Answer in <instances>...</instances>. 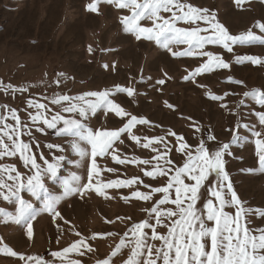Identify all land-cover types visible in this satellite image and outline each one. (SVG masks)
<instances>
[{"label":"rangeland","instance_id":"obj_1","mask_svg":"<svg viewBox=\"0 0 264 264\" xmlns=\"http://www.w3.org/2000/svg\"><path fill=\"white\" fill-rule=\"evenodd\" d=\"M92 2L93 0H0V81L5 85L12 84L14 87L27 89L26 92L16 93L10 89H0V105L8 106V109L0 107V115L15 108L21 120L25 121L27 112L34 111L27 109L29 99L48 104L54 112L59 109V106L50 103L54 94L79 95L86 91L131 87L135 90L134 96L117 93L112 98L126 112L138 119H147L149 123L137 124L132 129L131 135L140 137L139 144L128 133H124L121 135L123 143L117 141L114 147L121 159L131 161L135 158L138 161L149 160L151 163L119 164L110 155L98 158L102 169H115L113 172L102 171L98 179L107 182L139 177L152 187L164 186L168 178L153 179L144 175L146 171L153 170L156 163L153 157L157 155L152 147H142L147 142L145 137L164 136L172 147L169 158L173 160L174 166L179 167L185 158L176 151L179 145L175 137L168 135L169 132L182 135L193 147L209 134L215 135L218 142H229L232 132L227 130L233 128L238 119L229 109L238 113L240 122L250 126L249 129H240L249 140L254 139L250 131L252 127L264 131V126L259 125L255 114L264 111V108L256 104L254 98L243 96V93L254 89L264 90V65L250 61L237 63L236 59L243 55L264 59V44L235 45L231 53L221 46L208 45L205 50L222 55L231 68L202 73L193 82L185 79V76L200 67L207 57H172L154 42L138 41L124 30L121 22L123 16L131 15L129 9H118L114 4L101 2L98 5L99 12L96 13L87 10V5ZM185 2L215 12L217 19L233 35H240L248 30L264 35L254 27L257 22L264 23V0H245L242 5H237L235 0ZM146 26H151L150 22ZM177 26L190 27L183 22H179ZM201 26L204 25L201 23ZM89 46L92 48L91 52ZM185 47L187 46L179 45L174 50ZM105 64L108 65L107 68L104 67ZM60 73L64 75L60 76ZM229 77L244 83H230ZM157 79H165V84L157 85ZM56 80H60L59 85L55 83ZM225 93L239 95H227L224 101L210 98L211 95L223 96ZM45 96L49 99H44ZM241 99L244 100V105L237 107ZM222 103H227L228 108L221 107ZM51 114L52 112L49 116ZM130 118L131 116L121 118L115 113L105 114L100 111L92 117L91 123L96 128L116 130L123 127ZM194 125L199 126L201 131L196 132ZM33 131L41 145L40 149L34 147L33 151H43L50 162H54L51 159L53 155L65 156L59 177L63 178L70 171H77L86 181L88 162L85 161L79 169L75 168L73 160L77 157L65 143V138L57 137L52 129H47L45 133L36 132L35 129ZM48 143L62 144L65 150H48L43 147ZM153 147L162 146L154 144ZM254 151V144L249 142L232 144V155L226 157V169L238 195L247 202L246 206L264 209V173L257 167L258 159ZM18 160L19 157L5 158L0 163H17ZM17 167L20 168L21 164L17 163ZM250 167L256 171L252 174L241 171ZM47 184L50 189L58 192L60 179L49 180ZM135 190L151 191L143 185H133L131 188L107 189L108 198L95 192L86 194L84 198L79 195L68 197L58 205L63 219L41 212L33 222L31 236L23 225L5 223L0 218V264H26L25 260L19 258L21 254L25 257L39 256L48 261V264H69L76 260L80 264H97L98 261L109 258L113 264H124L130 248L123 249L115 257H112V252L124 232L133 223L144 220L147 217L145 209L151 208L163 196L162 193H155L151 201H141L131 196ZM25 198L30 197L25 194ZM35 203L38 208L42 207L40 202ZM3 206H6V202L0 200V207ZM164 207L175 208L174 205ZM8 208L10 211L14 210L11 206ZM127 217H131V220L125 219ZM253 226L264 227V217L255 219ZM158 230L167 231L163 228ZM146 231L150 234V230ZM106 233L116 235H100ZM81 239L92 246V252L81 247L63 258L51 255L53 252H62ZM156 243L159 244V241ZM5 244L18 255L5 253ZM81 252L84 255H80Z\"/></svg>","mask_w":264,"mask_h":264},{"label":"snow or ice","instance_id":"obj_2","mask_svg":"<svg viewBox=\"0 0 264 264\" xmlns=\"http://www.w3.org/2000/svg\"><path fill=\"white\" fill-rule=\"evenodd\" d=\"M101 2L131 11V15L123 16L121 22L124 30L132 34L136 40L154 42L172 57H207L200 67L185 76V79L193 82L202 73L231 68L230 63L222 55L211 50L206 51L208 45L221 46L231 53L235 45L264 44V35H257L251 30L233 35L217 19L215 12L208 8L193 6L185 0H93L87 5V10L98 13V5ZM244 2L245 0H235L237 5ZM141 21L146 23L142 24ZM147 22H150L151 26H146ZM179 22L190 27H178ZM254 27L264 33V23L257 22ZM179 45L187 47L174 50ZM91 51L92 48L89 46V52ZM236 59L237 63L250 61L253 64L264 65V59L258 56L243 55ZM104 67L107 68L108 65L105 64ZM228 82L241 85L244 83L231 77L228 78ZM55 83L59 85L60 80H56ZM156 84H165V79H157ZM0 89L5 91L10 89L13 93L27 91L23 87L5 85L2 81ZM117 93L134 96L135 90L131 87H116L102 91H86L79 95L54 94L50 98V103L59 106L54 112L48 104L29 99L27 109L34 111L27 112V120L22 121L15 108L0 115V161L19 157L17 163L21 164L18 168L17 163H0V200L6 202V206L0 207V218L3 222L23 225L27 234L31 236L33 222L41 212L63 219L58 205L68 197L79 195L84 198L86 194L95 192L108 198L107 189L143 185L151 191L135 190L131 193L133 198L151 201L155 193H162L163 196L156 200L151 208L145 209L147 217L144 220L133 223L124 232L112 252V257L120 254L123 249L130 248V254L124 264H264V227L253 226L255 219L264 217V209L246 206L247 202L238 195L226 169V157L232 155L231 145L243 141L254 144V154L258 159L257 167L264 173V131L252 127L250 131L254 139L249 140L240 129H249L250 126L240 122L238 113L229 109L232 114L238 116L236 125L227 130L232 132L229 142H218L215 135L209 134L193 147L182 135L168 133L176 138L179 145L176 151L185 158L182 166H174L173 160L169 158L172 147L164 136L145 137L147 142L142 147H152L157 155L153 157L156 161L153 170L146 171L144 175L153 179L167 177L164 186L152 187L139 177L104 182L98 179L101 172L105 170L113 172L115 169H102L98 164V158L110 155L119 164L151 163L149 160L138 161L135 158L131 161L121 159L116 154L117 149L114 145L117 141L123 143L122 134L128 133L131 139L139 144L140 137L131 135L132 129L137 124L149 123L147 119H138L137 116L126 112L119 103H116L112 97ZM227 95L239 94L225 93L223 96L211 95L210 98L214 101H224ZM243 96L254 98L256 104L264 108V90L254 89L243 93ZM44 99L49 98L45 96ZM242 105L243 99L239 101L237 107ZM0 107L8 109L7 105ZM221 107L227 109L228 104L222 103ZM100 111L105 114L112 112L121 118L125 116L131 118L123 127L116 130L96 128L91 120ZM50 112L52 114L49 116ZM64 113L69 115L66 116ZM255 114L259 125L264 126V111ZM34 129L40 133L52 129L57 137L65 138V143L77 157L73 160L75 168L79 169L85 161L88 162L86 181L77 171H70L67 176L59 177L58 173L63 167L65 156L53 155L51 159L54 162H50V158L45 156L43 151H33L34 147L41 148L34 136ZM195 130L201 131L199 126H195ZM154 144L162 147H153ZM43 147L48 150L56 149L57 152L65 150L62 144L48 143ZM241 171L252 174L256 169L250 167ZM58 179L60 185L57 192L50 189L47 181ZM25 194L30 198H25ZM124 199L127 200L129 197ZM35 202H40L42 207L38 208ZM166 205H174L175 208L164 207ZM8 206L14 210L10 211ZM125 219L131 220V217ZM161 228L167 231H159ZM146 230H150V234ZM81 247L86 248L88 252L93 251L92 246L85 239H81L62 252H53L51 255L63 258ZM3 251L11 256L18 255L7 244L3 246ZM80 255L84 253L81 252ZM19 258L25 260L26 264H48V261L39 256L25 257L21 254ZM69 264H80V261H70ZM97 264L113 262L109 258L100 260Z\"/></svg>","mask_w":264,"mask_h":264}]
</instances>
